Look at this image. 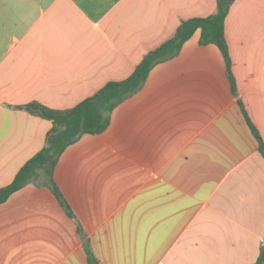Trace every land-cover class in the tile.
Listing matches in <instances>:
<instances>
[{"label": "crops", "instance_id": "0c3cea01", "mask_svg": "<svg viewBox=\"0 0 264 264\" xmlns=\"http://www.w3.org/2000/svg\"><path fill=\"white\" fill-rule=\"evenodd\" d=\"M218 0H0V188L44 146L37 103L70 109L129 77L181 22ZM238 95L200 30L119 104L108 128L66 148L53 191L29 183L0 204V264H257L264 249V0L225 21Z\"/></svg>", "mask_w": 264, "mask_h": 264}, {"label": "trees", "instance_id": "16d2710c", "mask_svg": "<svg viewBox=\"0 0 264 264\" xmlns=\"http://www.w3.org/2000/svg\"><path fill=\"white\" fill-rule=\"evenodd\" d=\"M232 2L233 0H218L217 11L214 14L182 21L175 34L150 50L129 77L108 82L76 106L66 110H55L37 103L30 104L29 109L50 120L52 127L47 133L45 146L17 172L10 184L0 188V204L25 185L35 183L49 187L61 205L76 218L55 179V169L61 155L67 147L79 141L84 135L103 133L111 122L114 109L144 87L151 70L157 64L179 55L184 44L197 30H200L201 45L214 43L220 48L226 62L232 92L238 95L232 57L225 34V21ZM239 104L251 131L259 142V150L264 156L263 137L241 99ZM78 226L85 239L84 245L89 264H101L92 250L89 239L84 236L82 225L78 223ZM257 264H264V249L261 250Z\"/></svg>", "mask_w": 264, "mask_h": 264}]
</instances>
